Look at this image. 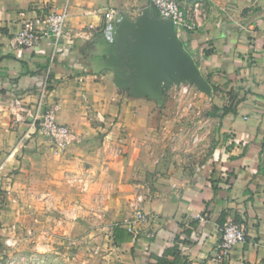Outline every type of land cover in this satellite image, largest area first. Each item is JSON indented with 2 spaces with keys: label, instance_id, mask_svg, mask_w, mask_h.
Segmentation results:
<instances>
[{
  "label": "crops",
  "instance_id": "0c3cea01",
  "mask_svg": "<svg viewBox=\"0 0 264 264\" xmlns=\"http://www.w3.org/2000/svg\"><path fill=\"white\" fill-rule=\"evenodd\" d=\"M202 3L201 24L179 37L210 89L145 94L101 31L107 7L135 20L149 0H0V235L11 221L17 232L14 261L0 264H62L57 244L93 235L109 264H147L175 245L178 264H205L228 219L247 236L220 264H264V0ZM64 6L67 38L14 46L24 21ZM47 75V102L71 131L58 156L8 106L32 109ZM33 218L47 219V236H28ZM117 225L129 235L115 244Z\"/></svg>",
  "mask_w": 264,
  "mask_h": 264
},
{
  "label": "built area",
  "instance_id": "2783aa9c",
  "mask_svg": "<svg viewBox=\"0 0 264 264\" xmlns=\"http://www.w3.org/2000/svg\"><path fill=\"white\" fill-rule=\"evenodd\" d=\"M151 13L163 20H170L179 36L181 31H193L201 24L205 16L202 0L183 4L181 0H149ZM68 13L66 7L58 10L40 12L35 17L27 19L20 30L13 37L16 48L33 49L42 41H49L56 45L67 38L66 21ZM126 16L116 7H107L103 13L102 39L105 43L114 45L118 36V28ZM50 78L45 76L43 84L38 89L37 99L30 109L19 100L9 102L15 123L28 119L29 130L38 132L51 143L53 155L63 153L70 140L71 131L65 124L57 121L59 104L48 103ZM137 221H145V214L137 208ZM219 239L213 252L206 258L205 264H220L231 253L233 248L246 240L243 225L228 219L218 227ZM6 245H13L11 239L5 240Z\"/></svg>",
  "mask_w": 264,
  "mask_h": 264
},
{
  "label": "water",
  "instance_id": "95a60500",
  "mask_svg": "<svg viewBox=\"0 0 264 264\" xmlns=\"http://www.w3.org/2000/svg\"><path fill=\"white\" fill-rule=\"evenodd\" d=\"M114 50L115 66L139 92L154 94L182 83L199 90L210 89L172 22L151 12L121 21Z\"/></svg>",
  "mask_w": 264,
  "mask_h": 264
},
{
  "label": "rangeland",
  "instance_id": "374dc122",
  "mask_svg": "<svg viewBox=\"0 0 264 264\" xmlns=\"http://www.w3.org/2000/svg\"><path fill=\"white\" fill-rule=\"evenodd\" d=\"M180 85L184 87H190L189 86L190 84L188 83L187 84L182 83ZM173 87H176V86H173ZM55 156H58V155H55ZM3 196L4 195L0 191V209L3 208V205H4ZM33 219L32 220L35 226L29 227L30 230L28 231V236H31L34 231L36 232L41 231L42 235L47 236L46 234L47 229L43 227L45 224H47L48 222L47 219L46 218H43L42 220L36 219V218H33ZM49 219L53 220V218H49ZM54 221H59V218L55 217ZM15 223H16L15 221H11V224L9 225L12 228L10 230L11 232L10 235H8L7 237L0 235V262H3L5 259H8V262L10 261L12 262L15 259V253L13 252V248L16 246V241H17L16 239L17 232L15 231V228H14ZM59 232L60 230L58 228L54 236L57 235L58 237H61V235H58ZM94 237L95 235H93L91 238H85L84 240H81V241H79L80 239H78V241H73V242H70L69 240H67V242H64L62 244L61 243L57 244L56 249L59 253L58 255H59L61 263L62 264H109L111 262V258L108 256L109 255L108 253L109 245H108L107 240H105L103 249H101V248H98V242H96L93 239ZM6 239H11V241L13 242V245L11 246L6 245L5 244ZM6 248L9 249V252H5Z\"/></svg>",
  "mask_w": 264,
  "mask_h": 264
},
{
  "label": "trees",
  "instance_id": "16d2710c",
  "mask_svg": "<svg viewBox=\"0 0 264 264\" xmlns=\"http://www.w3.org/2000/svg\"><path fill=\"white\" fill-rule=\"evenodd\" d=\"M49 88H51V85H49ZM226 109H228V107L224 106L223 112H225ZM122 235H124V237H122ZM127 235H129V233L126 230V228L123 227L122 225H117L112 234L114 243L115 244L119 243L123 238H127ZM178 263H179V252L176 245L171 248L164 249L163 252L158 256L147 257V264H178Z\"/></svg>",
  "mask_w": 264,
  "mask_h": 264
}]
</instances>
